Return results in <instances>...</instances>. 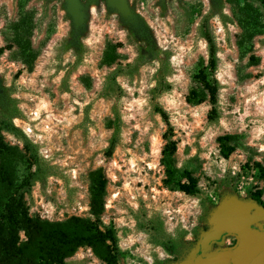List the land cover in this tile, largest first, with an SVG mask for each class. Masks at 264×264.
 <instances>
[{"label":"rangeland","instance_id":"1","mask_svg":"<svg viewBox=\"0 0 264 264\" xmlns=\"http://www.w3.org/2000/svg\"><path fill=\"white\" fill-rule=\"evenodd\" d=\"M80 1L81 24L68 12L67 0L29 2L27 8L35 11L32 44L39 52L33 70L14 57L15 48L0 56V85L16 86L13 95L23 113L14 122L39 146L40 155L54 171L27 194L30 212L51 221L91 216L89 175L102 168L109 178L102 219L117 229L123 252L118 264L157 260L190 264L201 252L197 250L200 238L215 224L223 203L242 200L251 213L264 208V178L256 165H264V7L259 0H250L256 21L250 40L241 39L243 30L228 0L225 21L220 16L211 19L219 46L216 77L221 115L217 122H210L209 102L192 104L187 96L207 63V43L199 36L198 26L212 0H127L131 13L144 18L158 45L171 52L173 88L157 99H152L150 91L159 76L158 60L147 62L131 76L119 75L121 90L108 78L116 64L101 65L107 41L124 43L119 49L121 62L134 60L141 42L129 39L132 20L107 0ZM18 15V0H0V47L8 45L7 28ZM72 30L82 31L85 47L78 65L76 50L66 47ZM19 70L22 74L15 79ZM154 102L169 113L178 142L176 166L192 171L198 179L201 192L196 196L164 186L162 150L167 125L154 111ZM113 106L119 108L123 125L120 143L108 158L104 150L112 130L106 121ZM226 134L237 136L236 150L228 158L221 154L218 141ZM5 136L12 144L22 145L13 135ZM158 215L167 233L175 236L185 231V241L192 248L188 258L168 254L139 228L138 219ZM233 241L234 235H226L209 250ZM68 264L106 263L90 248H80Z\"/></svg>","mask_w":264,"mask_h":264},{"label":"trees","instance_id":"2","mask_svg":"<svg viewBox=\"0 0 264 264\" xmlns=\"http://www.w3.org/2000/svg\"><path fill=\"white\" fill-rule=\"evenodd\" d=\"M30 1L18 0L19 15L8 25L9 43L7 46L0 47V56L7 49L15 48L14 57L31 71L39 52L32 44L35 11L27 8ZM228 1L233 4L234 17L243 30L241 39L250 40L255 34L251 30L252 24L256 22L253 3L250 0ZM225 2L227 0H212L209 11L202 16L198 33L207 43L208 59L206 65L195 76L196 86L190 89L187 96V101L192 104L209 102L211 108L208 120L210 122H217L221 115L220 83L216 77L220 60L219 46L211 26V19L220 16L225 21L228 17L224 12ZM259 2L264 7V0ZM129 25V39L141 42L134 60L121 62L119 49L124 46V43L107 41L101 65L110 67L116 64V68L108 78L121 90L117 82L119 75L131 76L147 62L158 60L160 62L159 76L150 91L152 99H157L173 88L169 80V75L173 72L171 52L158 45L150 27L141 15H136ZM81 32L72 30L66 45L76 50V65L82 62L85 51L80 39ZM21 74L22 70H19L15 79ZM16 90L15 85H0V264H68V259L80 248H90L94 255L106 264H118L123 252L119 246L117 229L106 224L102 219L109 183V178L102 168L92 171L89 175L91 216L72 215L65 220L51 221L31 214L30 206L26 201L27 194L31 193L37 182L44 183L54 174V171L53 167L40 155L39 146L14 122L15 118L23 116L18 106V99L13 95ZM153 109L167 125L163 134L165 144L162 150V163L166 167L164 186L190 196L200 194L201 187L193 172L176 166L175 154L178 142L174 139L175 131L169 113L158 102L153 103ZM122 125L123 119L119 108L113 106L112 116L106 121V127L112 130L108 146L104 150L108 158L113 156L120 143ZM5 133L13 135L22 145L9 142ZM236 139L237 136L233 134L218 137L221 154L224 157L228 158L236 150ZM256 165L264 178V165L259 162ZM138 226L149 233L154 245L161 246L168 254L175 257L181 256L182 260L190 256L192 248L185 241V231L180 230L175 236L167 233L164 220L159 215L138 219ZM153 264L170 263L157 260Z\"/></svg>","mask_w":264,"mask_h":264},{"label":"water","instance_id":"3","mask_svg":"<svg viewBox=\"0 0 264 264\" xmlns=\"http://www.w3.org/2000/svg\"><path fill=\"white\" fill-rule=\"evenodd\" d=\"M108 4L133 21L135 17L127 0H107ZM67 10L80 24L84 22V12L80 0H67ZM264 208L257 207L254 213L250 205L242 200L226 201L215 214V224L205 231L199 242L200 254L194 256L190 264H264ZM235 235L234 247L221 248L204 254L212 244L221 242L226 235Z\"/></svg>","mask_w":264,"mask_h":264},{"label":"flooded vegetation","instance_id":"4","mask_svg":"<svg viewBox=\"0 0 264 264\" xmlns=\"http://www.w3.org/2000/svg\"><path fill=\"white\" fill-rule=\"evenodd\" d=\"M261 224L263 225V227H264V221H261ZM225 237V236H224ZM224 239V238H223ZM234 239H235V241H233V242H230L228 245H226V246H218V247H216L215 249H213V250H209V251H206L204 254H208V253H210V252H213V251H216V250H218V249H221V248H228V247H234L236 244H237V237L234 235ZM216 243V242H215ZM201 253V252H200ZM200 253H198V254H200Z\"/></svg>","mask_w":264,"mask_h":264}]
</instances>
